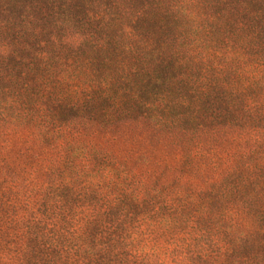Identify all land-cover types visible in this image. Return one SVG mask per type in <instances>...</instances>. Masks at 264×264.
<instances>
[{"label":"trees","instance_id":"16d2710c","mask_svg":"<svg viewBox=\"0 0 264 264\" xmlns=\"http://www.w3.org/2000/svg\"><path fill=\"white\" fill-rule=\"evenodd\" d=\"M256 1L228 12L235 40L228 44L239 53L228 81L205 57L196 60L207 64L205 78L216 76L220 106L184 101L200 86L182 70L204 68L172 55L147 62L163 92L146 87L150 78L136 82L139 69L129 74L130 88H114L105 68L104 80L87 90L96 87V96L71 98L70 115L41 113L23 128L34 130L37 156H56L39 166L48 175L39 196L17 201L27 205L23 213L0 210V264H264V7L253 8ZM179 8L173 21L182 29L213 26L198 20V3ZM240 11L243 19H234ZM143 12H154L163 26L171 21L165 6ZM93 18L105 32L116 30L117 18ZM38 42L55 47L50 39ZM54 104L63 108L59 99ZM2 106V115L13 109L7 123H23L14 103ZM126 124L135 129L116 132Z\"/></svg>","mask_w":264,"mask_h":264},{"label":"rangeland","instance_id":"374dc122","mask_svg":"<svg viewBox=\"0 0 264 264\" xmlns=\"http://www.w3.org/2000/svg\"><path fill=\"white\" fill-rule=\"evenodd\" d=\"M188 1L200 5L198 20L208 19L207 24L213 25L211 28L200 27L196 30L198 25L195 30L191 27L182 29L178 23L180 21H173L174 17H178L179 7L185 6ZM240 1L0 0V107L6 100L8 104L17 106L15 113L20 111L23 115V123L15 128L11 122H6L10 121L8 116L13 109L7 108L6 115L0 114V210L7 208L8 211L23 213L27 201L30 199L32 203L39 196V186L48 180V175L39 166L50 164L56 156L53 150L40 151V157L37 156V150L32 145L34 130L23 128L41 113L70 115L75 111L70 112L66 108L71 98L96 96V87L92 88L94 90L90 94L87 90L104 80L105 68L111 74L109 80L114 88H130L133 78L129 74L139 69L134 79L136 82L143 79L147 83L150 78L151 82L146 87L155 85L156 91L163 92L161 82L154 81L148 74L147 69L152 71L154 66L150 64L148 67L147 62L155 59L159 62L162 58L176 55L182 57L185 63L188 61L195 65L197 58L203 56L213 69H221L220 80L228 81L230 66H234L231 59L236 57L233 53L239 54L233 52L228 44L235 41L229 32L234 16L230 19L228 12L236 14ZM212 3L216 8H211ZM155 6L167 8V20H171L165 25L167 27L159 24L154 12L149 17L143 12L154 10ZM225 6L230 7L229 10ZM256 7H264V0L253 3V8ZM214 10L219 13L218 22L213 19V16L216 17ZM241 12L234 19H243ZM95 14L106 17V20L117 18L113 26L116 30L105 32L98 27L93 18ZM119 16L122 17L121 21ZM35 25L38 26V34L33 31ZM46 39L55 43L53 49L38 42ZM106 42L108 44L105 46ZM205 65L197 64V69L204 68L199 72H196V66L190 64L182 70L183 74L192 73V80L197 79L195 85L200 86L197 96L185 98L184 101H197L195 98H198L202 103L210 101L220 106L222 97L214 96L216 91L212 90L216 76L213 74L205 78ZM143 74L147 77H141ZM205 87L211 90L210 94L202 93ZM154 98L161 97L151 96L148 99ZM56 99L62 102L63 108L57 109L54 104ZM134 129L135 125L126 124L115 130L129 133ZM229 135L227 133L226 136ZM233 147L234 150L238 148L236 144ZM225 158L221 156L222 160ZM19 200L23 203L26 201V204L18 206Z\"/></svg>","mask_w":264,"mask_h":264}]
</instances>
